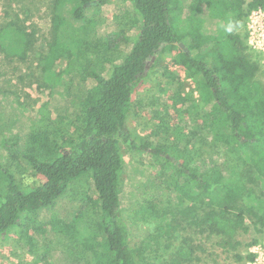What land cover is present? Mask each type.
Listing matches in <instances>:
<instances>
[{
	"label": "trees",
	"instance_id": "1",
	"mask_svg": "<svg viewBox=\"0 0 264 264\" xmlns=\"http://www.w3.org/2000/svg\"><path fill=\"white\" fill-rule=\"evenodd\" d=\"M108 1L51 0V21H61L51 27L41 52L36 32L20 33L27 32L28 6L22 0H3V61L22 62L32 56L39 69L37 87L60 88L61 104L55 111L48 102L42 104L23 138L9 132L0 113V143L17 155L32 179L31 186L24 187L0 163L6 182L0 193V240L13 235L27 246L31 233L42 250L34 253L41 263L56 252L49 239L57 235L66 264H140L129 245L130 226L121 214L122 147L141 151L127 129L130 114L140 104L133 101L135 89L164 59L163 50L177 46L178 54L161 67V76L166 79L163 89H172L171 107L178 120L171 123V107L163 103L158 125L169 131L150 154L162 165L173 164L189 182L193 200L184 215L172 213L170 222L154 228L169 243L172 234L182 232L180 246L173 247L162 264H216L218 248L224 259L250 264L256 239H244L264 231V78L238 28L251 11L264 8V0H217L219 14L199 0H129L139 20L133 39L123 31L119 16L113 15L109 23L101 17ZM200 37L203 41L189 48ZM95 40L104 48L93 54L83 79L79 44L91 53ZM57 47L61 54L51 59ZM59 59L65 66L56 71L52 66ZM171 66L185 69L193 88L186 90ZM205 94L211 100L201 104L198 97ZM179 148H189L193 156L182 160L174 154ZM65 199L63 206L73 208L75 233L67 231L71 219H43ZM141 264L155 263L149 259Z\"/></svg>",
	"mask_w": 264,
	"mask_h": 264
},
{
	"label": "rangeland",
	"instance_id": "2",
	"mask_svg": "<svg viewBox=\"0 0 264 264\" xmlns=\"http://www.w3.org/2000/svg\"><path fill=\"white\" fill-rule=\"evenodd\" d=\"M50 1L22 0L21 2L28 6L30 19L26 23V26H28L27 32L20 33L30 34L36 32L37 35L35 37L38 38L36 48L41 52H45L44 43L46 39L49 40L51 27L57 26L61 21V18L56 19L54 22L51 21ZM199 2L204 4L210 12L214 11L216 14L222 12V8L215 5V2H218L217 0H199ZM2 3L3 0H0V21L3 16ZM20 4L16 3L14 6L19 7ZM101 10V17L106 18L107 21L110 20L108 23L111 22L113 15L119 16L123 31L130 39H133L139 20L129 0H109ZM254 12L251 11L238 28V32L245 38L246 42L249 41V34L252 31L250 27L254 25L257 28L264 26V10L261 9L262 13L260 15H256L257 13L255 14ZM22 17L23 15H20V18ZM188 27L191 28V25H186V28ZM99 34L101 35V29H99ZM188 34L189 36H193L192 28L188 31ZM202 41L203 37H200L199 40L198 38L193 40L189 44V48L194 49V45ZM101 43L98 40L93 41V44L96 45L94 46V52L91 53L83 51V44H79L81 49L78 51V62L84 68L82 72L83 79L88 77L87 67L94 56L93 54L98 49L100 51L104 48V45ZM95 48L97 49L95 50ZM248 49V52L253 54L254 59L259 62L261 68L259 74L264 78V48L256 51L248 45ZM163 52L164 59L154 64V69L150 71V75L135 89L133 101H138L141 106L140 104L135 106L127 122V129L141 145V151H134L125 146L122 147L124 172L119 197L121 214L124 222L126 223L127 221L130 226L128 234L129 245L132 248L135 260L140 264L149 259L155 264H162L170 257L172 248L180 246L179 237L182 232L172 234L173 237H171L170 244L164 238V235L155 233L154 228L159 222L163 224L170 222L172 213L177 212L181 216L184 215L188 204L193 200V192L189 182L172 166L173 164L168 165L165 163L166 165H162L160 158H156L150 154L153 146L161 147V135H165L169 131L166 125H158V118L163 112V103L170 107L174 103L172 100V89H170V92H166L163 89V82L166 79L161 76V67L167 62L169 63L175 54H178L177 46L168 47ZM60 54L61 49L57 47L51 54V59L57 58ZM155 60L156 58L150 62L147 72ZM35 64L32 56H29L26 61L22 62L18 60L6 62L3 61L0 55L1 117L8 123L9 132L18 133L22 138L27 133L30 122L37 118L38 109L42 104L48 102L53 111L57 110L61 104V97H59L60 88L44 89L37 87L35 79L40 82V76L39 69H36ZM64 66L65 62L59 59L53 64L52 68L60 71ZM171 70L177 72L180 78L184 80L186 90L193 88L194 84L192 81L185 78V69L171 66ZM30 72H32L33 77H28ZM20 75L22 76L21 80H19ZM158 82L162 85H159ZM195 96H197L196 93ZM210 100L208 94L198 97V101L201 104ZM189 112H191V109ZM170 114L172 117L171 123L174 124L177 122L178 117L172 107L170 108ZM184 114L185 119H189V113ZM231 149L240 156L238 150H234L235 147H231ZM166 153H168L167 150ZM174 154L182 160H188L193 156L189 148H179L175 150ZM43 156V154L40 155L42 158ZM158 162L159 164H157ZM0 163L4 164L6 170L13 173L17 177V181H20L24 187L31 186L32 179L26 174V171L23 169L24 167L19 165L17 155L13 151L5 150L1 143ZM24 173L25 175H23ZM83 179L86 180L87 176L82 177ZM5 183L4 174L0 170V193ZM85 189H82L83 195L85 194ZM87 194H92L89 191V187ZM65 202L67 203L66 199L65 201H61L52 212L46 214L47 218H43L45 216L43 215L41 219L49 221V218L52 216L59 219L58 221H63L60 218L66 221L71 219L70 224L73 226L67 228V231L75 233L76 230L73 222L76 221L70 214L73 208L71 205L64 207L63 204ZM163 217H166L164 222L160 221V218ZM51 222L58 223L57 220H54V222L51 220ZM59 233L61 235L63 232ZM58 237L57 235H51L49 242L56 252L49 253L45 262L42 263L35 260L36 256L34 253L37 254L38 252L41 254L42 250L41 248H37V242L31 233L28 236L29 245L27 246L22 244L17 236L13 235L6 241L0 240V264H66L60 253L63 252V247L61 250L60 239ZM251 238L256 239V244L250 250L257 252L258 248H264V231L262 233L247 235L244 242L250 241ZM214 254L216 264H236L232 260L224 259L225 255L219 248L215 250Z\"/></svg>",
	"mask_w": 264,
	"mask_h": 264
},
{
	"label": "built area",
	"instance_id": "3",
	"mask_svg": "<svg viewBox=\"0 0 264 264\" xmlns=\"http://www.w3.org/2000/svg\"><path fill=\"white\" fill-rule=\"evenodd\" d=\"M264 10V8H262ZM253 12V11H252ZM256 15H260L261 9H257L254 12ZM264 13V12H263ZM252 29L251 34H249V41L247 42L249 47L253 48L256 51L264 48V26L256 27L255 25L250 27ZM251 252L255 255L253 262L250 264H264V248H258L257 252L251 250ZM257 253V257H256Z\"/></svg>",
	"mask_w": 264,
	"mask_h": 264
},
{
	"label": "water",
	"instance_id": "4",
	"mask_svg": "<svg viewBox=\"0 0 264 264\" xmlns=\"http://www.w3.org/2000/svg\"><path fill=\"white\" fill-rule=\"evenodd\" d=\"M179 46H180L181 48H183V47H184L182 43H180V44H179ZM147 67H148V66H147ZM147 67H146V69H147Z\"/></svg>",
	"mask_w": 264,
	"mask_h": 264
}]
</instances>
